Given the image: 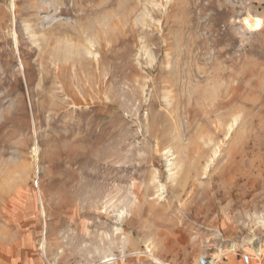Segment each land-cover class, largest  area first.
I'll return each mask as SVG.
<instances>
[{"label":"rangeland","instance_id":"374dc122","mask_svg":"<svg viewBox=\"0 0 264 264\" xmlns=\"http://www.w3.org/2000/svg\"><path fill=\"white\" fill-rule=\"evenodd\" d=\"M263 223L264 0H0V264H264Z\"/></svg>","mask_w":264,"mask_h":264},{"label":"bare ground","instance_id":"6f19581e","mask_svg":"<svg viewBox=\"0 0 264 264\" xmlns=\"http://www.w3.org/2000/svg\"><path fill=\"white\" fill-rule=\"evenodd\" d=\"M263 20L262 19H259V18H257V17H247V18H245V20H244V24H245V26L248 28V29H250V30H253V31H258V30H260L261 29V27L263 26V22H262ZM33 152H36V149H34V151ZM170 166H173V163H170ZM173 174H175V173H172V175ZM43 207V206H42ZM43 210V209H42ZM43 213V212H42ZM263 226H264V223L262 224ZM44 246H43V244H42V246H41V249L42 250H44V248H43ZM232 249H233V247L230 249V251H232ZM257 254L259 255L260 254V252H261V248H258V250H257ZM145 255V254H144ZM153 259V261H155L156 263H158V264H167V263H164L163 261H161V260H159L158 258L156 259V258H152Z\"/></svg>","mask_w":264,"mask_h":264}]
</instances>
